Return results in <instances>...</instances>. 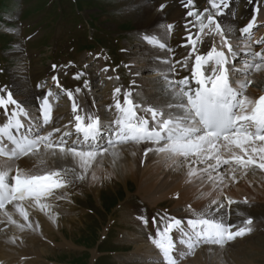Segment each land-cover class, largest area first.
Listing matches in <instances>:
<instances>
[{"label":"snow or ice","instance_id":"6c2138e0","mask_svg":"<svg viewBox=\"0 0 264 264\" xmlns=\"http://www.w3.org/2000/svg\"><path fill=\"white\" fill-rule=\"evenodd\" d=\"M184 6L189 9L187 17L193 19L184 24L187 35L178 46L190 47L191 51L175 62L171 59L164 61L172 75L178 70L188 72L180 79L164 76L166 90L175 103H168L165 107H144L133 101L132 91H125L121 102V87H116L114 103L106 109L110 113L114 110V117L102 121L95 112L82 114L73 92L67 91L73 101V119L61 129L53 126L50 91L40 101L39 117L30 118L27 123L21 117H28L29 112L13 98L12 92L0 95V108L5 112L10 105L14 106L6 123L0 124V157L5 158L4 164L0 165V215L7 224L15 225L21 231L26 228L34 230V222L29 218L30 208L55 222L59 214L54 211L55 203L50 201L67 199L66 189L73 181H84L89 173L93 181L98 180L94 166L101 164L106 155L115 161L119 157L120 145L144 144L145 155L147 152L165 154L175 166L187 168L188 182L211 181L213 190L219 189L221 195L229 183L238 181V174L244 176L249 170L257 169L264 171V95L253 99L247 94L252 83L247 77L264 72V48L254 51L250 46L253 42L264 44V40L252 41L253 29L258 25L256 14H261L260 23L264 24V0H257L250 21L237 29L222 26L217 19L224 15L229 0H208L203 11L195 8L194 0H186ZM165 7L166 4L161 3L158 11L162 12ZM160 27L164 42L150 35H145L144 39L171 54L173 50L166 41L175 25L169 23ZM192 28L197 30L195 34ZM205 37L213 42L206 44ZM240 38L249 41L243 48ZM200 46L209 50L201 53ZM241 51H247L251 58L243 59L242 66L237 67ZM81 75L83 73L75 78L79 79ZM240 76L245 78L238 79ZM87 83L85 81V87ZM4 91L0 89V92ZM79 91L77 88L76 92ZM60 119L57 117L56 121ZM48 127L52 130L46 131ZM22 157L36 158L37 166H43L41 171L33 173L16 167L13 174L7 161ZM57 159L71 160L74 167H48ZM206 196H211V192H201L198 199ZM248 203L247 198L236 201L227 197L225 200L212 198L199 211L188 205L187 211L192 218L186 222L165 213L159 217L161 226L156 229L152 243L160 250L166 264H180L200 245L223 247L250 233L253 220L248 217L241 222L242 226L237 227L229 223V212L222 213L221 209H225L226 204L230 209L233 204ZM16 215L24 222L14 218ZM237 215L243 216L244 213L238 212ZM141 219L148 223L143 217ZM155 221L156 217H153ZM174 231L179 234L177 241L173 239ZM12 241L15 243V237ZM177 243L186 246L187 252L178 250Z\"/></svg>","mask_w":264,"mask_h":264},{"label":"rangeland","instance_id":"374dc122","mask_svg":"<svg viewBox=\"0 0 264 264\" xmlns=\"http://www.w3.org/2000/svg\"><path fill=\"white\" fill-rule=\"evenodd\" d=\"M128 1L129 0H22L21 5L12 8L10 2L9 6L8 3L3 0L5 4L4 6H0V11H2L0 12V16L3 19L0 23V39L4 44L0 45V51L3 52L2 54L4 56L0 55V66H4L6 59H8L7 61L10 62L9 68L7 69L8 75L11 74L12 69L15 67L14 71L17 73H15L13 77L16 74L25 75L26 73H32V75H38V79L40 80V74L44 75L46 69L53 63V61H51L52 58L58 62L59 66L67 62L69 68L73 66L79 68V71H68V69H66L65 72H63L67 87H70L71 75L74 73L75 77L77 74L83 73V75L77 79L78 81H87L89 75L88 71L91 65H85L87 66L85 69L84 64L86 63L84 60L87 56H90L89 50H101V45L95 49H82V51L74 53V60H69L67 57L60 58V56L68 55L69 53L63 46L76 37L77 41L71 44L68 43L66 48L71 46L72 49L78 51L81 48L91 47L95 42L89 35L94 34L95 31L101 32L97 34L98 37L95 40L97 44L100 42L103 43V41L109 42L107 37L104 38V33H106L107 28L111 36L121 37H118V39H111L110 50L107 47L104 49L109 53L110 60L114 58L111 53L112 51L117 54V56H115V62L123 66V75L125 78H128L130 71L126 68L124 61H121V59L123 58V50L126 47L125 41L128 40L134 43V33L136 28L138 29V24L135 18L129 19V17H125V14L127 12L137 11V9H139L138 7H140L129 9V7L126 6V2ZM173 1L176 2L177 0ZM247 1L248 0H246V2ZM252 1L255 2V0ZM185 2L186 0H183V2L179 4L184 7L183 4H185ZM207 2L208 0H196L195 8L201 9ZM245 3L242 9L245 7ZM143 4L144 3H141L140 5L143 6ZM19 15L20 20H22L21 23L17 21ZM228 16L232 17L230 14ZM125 18L129 21L125 22ZM167 18L168 21H170L168 16ZM32 25L33 28H31ZM16 31H24L23 36L20 34L16 35ZM30 32L33 34L27 36ZM2 34H6L8 39L5 38V36H1ZM60 36L62 37L59 38ZM115 39L117 40L116 42ZM22 41L28 44L30 67H37L40 72H37L34 67L30 70L25 57L21 53V48L20 50L17 49V45H19V43L21 44ZM166 42L169 44L168 41ZM127 44L129 45L130 43ZM45 45H50V48ZM120 46H123L119 51L121 56L118 55L117 51ZM134 46L137 47L134 51L136 54L143 53L137 41ZM130 49L132 50L131 47ZM126 51L127 49H125V52ZM52 53H54L53 56ZM145 55L147 54L145 53ZM16 56L18 57L17 60ZM131 67L132 66H129L132 73ZM17 68H20V70L18 71ZM154 68L153 66H144L143 69L145 72H150L153 71ZM5 73L6 72H4V74ZM17 76L14 77V80ZM131 77L128 82L123 83L128 84ZM151 79L153 80L155 78ZM151 79L144 80L147 82L145 90H148L152 95L145 96L144 94L140 104L144 107L149 105L152 107H160L162 105V100L156 97V90L152 87L153 82ZM119 81L121 83V79ZM149 81H151V83ZM134 82L135 83L131 84L129 88L133 91V99L136 101L140 96L137 87L142 85V81L134 80ZM7 84L10 83L6 80L0 85V88L6 89ZM3 85L6 86L2 87ZM29 87L32 88L33 84L30 83ZM128 90L130 89L125 88L123 91L125 92ZM107 91L108 90H106V92ZM101 93L103 92L101 91ZM101 93H97V100H99V102H105L108 94L102 96L103 94L101 95ZM83 101L90 102L92 112L97 114L98 112L95 111L94 106H100L101 108V105L104 103L94 105L90 96H86ZM60 110L62 111L61 113L64 114V110ZM53 111L56 112L58 110ZM103 112L106 118L107 111L103 110ZM60 122H63L64 125L68 123L67 116L65 120L61 119ZM56 127H61V125L58 124ZM121 149L122 148H118V152H120ZM121 155L124 156L123 154ZM144 155L145 150L143 154H138V158L128 159L130 163L127 162V160H122L120 164L118 163L116 165L117 169L115 171L112 169L109 172V177H106V172L107 169L109 170L114 160L110 155H106L101 164L94 166L95 173L99 171L96 175L97 177H101V181L98 179L92 182L91 173H89L88 178L84 181H73L66 189L68 193L67 199L50 201L55 203L56 207L54 211L59 214L55 223L49 221V216L30 208L29 218L34 222V230L26 228L21 231L15 225L8 224L7 230L0 231V264H166L164 259L160 258V250L154 247L155 245L152 243V237L156 235L153 217H157L155 222L159 227L161 226L159 217L163 216L165 213L171 217H179L186 222L187 219L192 218L191 213L187 211L188 205H191L192 208L194 207L193 209L199 211L210 199L215 198L214 195H217L218 192L215 193L217 189L213 190V187L210 186L212 185L211 181H206L204 183L197 182L198 180L192 181L193 183L190 182V185L194 187L193 189L189 185V182L180 186V180L172 181L167 190L161 188V183L154 185V182H152L153 185L148 186L145 181H147L146 179L148 178L147 175L150 173V169L157 167L158 169H162V172H165V165L169 164L172 169L175 165L173 162L169 161L170 159H168L167 156L160 153L148 154L147 152L148 156L146 155V159L143 160ZM156 156H161L160 159L163 161H157L156 158H154ZM24 158L26 157L15 160V168L20 167L28 170L31 167L26 168L25 164H19ZM32 166L35 168H31L29 171L33 173L40 172L43 167L39 166V168H36L37 165ZM52 167H74V164L71 160L60 161L58 159L57 163L53 164ZM77 170L79 171V169ZM126 177L127 181H125ZM158 177H161L162 181L167 179L163 178V175H159ZM158 177L156 181L159 180ZM195 190H199L198 195V192ZM205 190L211 192V196H206L204 200L200 199L202 200L200 201L197 197H199L200 191L206 193ZM192 193H194V195ZM57 194L59 195L60 193L58 192ZM170 195L174 197L173 202L171 201L173 197ZM176 196L178 198L175 199ZM223 196L233 197V199L235 198L234 200L237 201H243L247 198L249 201L248 205L241 206V204H238L240 212H243L244 215L238 216L237 213L239 211H236L233 213L234 216L232 217L234 218L235 224V222H240L247 216H253L255 222L251 225L252 231L244 236H239L229 241L224 247L213 245L214 248H220L218 250L214 249L213 254L209 251L210 255L205 253V247H209L206 245L195 252V257H185L180 261V264H264V171L259 169L256 171L249 170L247 175L241 176L240 178L238 177L237 182L229 183L228 187L223 189V195L220 199H222ZM158 198L161 200L159 201L160 203L158 202ZM136 213H139V217L137 216L135 220L134 214ZM230 214L229 216L231 217ZM141 217L146 219L148 223H139V221L142 220ZM3 219V216L0 215V220ZM16 219L24 222L19 216H16ZM36 222H38V224ZM137 223L140 224L143 233H150L151 235L147 238L144 237L145 240L142 239V235L138 236L136 241L132 240L135 238L130 237L131 235L129 236V240L126 239L130 230L140 231ZM151 225H153V228ZM2 226L4 225L1 224V230L5 229V227ZM69 226L73 231L69 229ZM239 226H242V224L239 223ZM105 232L108 233V236L106 239H102ZM10 236L15 237V243L12 241L13 237L11 238ZM5 240H8L9 244H6ZM64 243H66V246L63 245ZM138 245L146 247H141L142 249L138 250L136 248ZM180 245L181 244L178 246L180 247ZM108 248L123 250L121 254L123 261L116 263V256L110 255L105 258L101 257L99 260V256L101 255L100 252ZM39 249L43 250V254H39ZM154 251H157L158 254L153 255L155 254ZM28 256L31 257L28 258ZM146 256H151L153 258L145 260L144 258ZM97 259L99 260L98 262L96 261Z\"/></svg>","mask_w":264,"mask_h":264},{"label":"bare ground","instance_id":"6f19581e","mask_svg":"<svg viewBox=\"0 0 264 264\" xmlns=\"http://www.w3.org/2000/svg\"><path fill=\"white\" fill-rule=\"evenodd\" d=\"M182 2H183V0H177L176 2H174L173 0H129L128 2H126L127 3L126 6H128L129 9H133L134 7L140 6V7H138L139 9H137V11L127 12L125 14V17H129V19L135 18L136 23L138 24V29H137L138 31L136 32V34H138L137 42H138L139 46L141 47V50L143 53L142 54H136L129 47L126 48L127 51L125 52L124 55L128 59L129 66H132L131 67L132 77H131V80L128 84L123 83L122 85L118 86L116 83V74H118V72L114 71V70L104 71V69H102L103 74L105 76V80H106V82L109 83V86H108V89H106V90H108L107 92L105 90L104 94L101 93V91H99V93H101V95L103 94L102 96L108 94L107 99L106 100L104 99L105 102L104 101L99 102V100H97L98 97H96V95H98L97 93L95 94L94 97H92L94 105H98V104H101L104 102L101 105L102 110H101L100 106H94L95 111L98 112L102 121H104L106 118L110 120L114 117V110L112 113L107 112L106 118L104 116L105 113L103 112V110H106L109 105H112L114 103V100H113L114 89L116 87H121V101L123 102V93H124L123 90L125 88H128V89H130L128 91H132L131 88H129V87L131 86V84H133L134 80L142 81V85L140 87H137V89L140 93V96L138 97V99H136V101L133 100L135 103L140 104L141 98L144 94H145V96H151L152 95L148 90H145V86H146L147 82L144 80V79H151V78H155V79H153V80L151 79V80L153 82L152 87H153V89L155 88V90H156V97L162 100V105L160 107H165L168 103H175V101L172 99L171 95L166 90V81L164 79V76L168 75L169 79H180V78H183L184 75H187L188 72H187V70H178L177 74L172 75L169 73L168 65L165 64L164 61L171 59L172 62H175V60L180 59L182 56L186 55L188 52L191 51L190 47L185 49V48L178 46L184 42L183 38L187 35V33L185 32V29H184V24L188 20L193 19V18L187 17L186 13H187L188 9L185 6L182 7V5L179 4ZM231 2H232V0H229V3H231ZM141 3H144L143 6L140 5ZM153 3H155V4H153ZM161 3L166 4V7L164 8V10L162 12L158 11L159 5ZM123 4H125V3H123ZM256 4H257V1L253 2L251 0V3H250L248 0L245 3V7L242 9L240 16L236 17L235 19L228 16L232 12V11H230V7H228L227 9H224V15L222 17L218 16L217 19L222 22V26L230 25L233 27V29L243 27L252 18L253 14H254V6ZM262 13H264L263 9H262ZM167 16L169 17L170 21H168ZM256 16H257V22H260L262 19L261 14H256ZM124 21L127 22L129 20L125 18ZM169 23L175 25L171 34L167 37V41L169 42L168 46L173 50L171 54L166 53L165 50H163V49H159V48L149 44L148 41L144 39L145 35H150V36H156L157 38H160L162 40V42H164L163 41V29L160 26L164 25V24H169ZM263 27H264V25H263ZM191 30L194 34L197 31L195 28H192ZM263 34H264V29H263ZM236 36L239 37L240 34L237 32ZM216 39L218 40V37ZM230 39H232V37H230ZM212 42H213L212 39L205 37V43L206 44L210 45ZM234 42H236V41H234ZM239 42L241 43V45L244 46L246 41H244L243 38H240ZM243 46H242V48H243ZM20 48H21V53L25 57L27 65H28V61H27L28 58L24 55L22 45H20L17 49L20 50ZM262 48H264V44L259 48L253 49V47H252V49L254 51H260ZM199 50L201 53H204L209 49L204 47V46H200ZM242 52H243V57H244L243 59H250L251 58L249 53H247V51H242ZM145 53L147 55H145ZM93 57H94V55H93ZM243 59H241L237 62V67L242 66L241 61ZM96 66H98V68L100 69L102 66V60H100ZM144 66H153L155 68L153 71L145 72L143 69ZM190 67H191V63H190ZM34 68L37 72H40L39 68H37V67H34ZM17 70L19 71L20 68H17ZM56 72H59L58 68L57 67L53 68V66H51L48 69H46L45 74L48 76L55 77L56 79H52V84L59 85L62 87L61 83H57V80L59 82V77L56 75ZM143 74H146V76H142ZM17 75L18 74H16L15 76H17ZM14 77H13V81H14L15 85H14L13 91H12L13 98L16 99L18 102H21L24 107H25V105L28 106V107H25V109L28 110L29 116L28 117H21V119L25 123H27L30 118L35 119V118H38L40 115L39 104H40V101L44 98V96L40 97V95L42 94L41 90H39V85H38L40 80L38 79V75H35V74L32 75V73H26L25 75H18L15 78V80H14ZM109 77H111V79ZM240 79H244V78H240ZM247 79L252 81V83H251L252 85L250 84L249 88L247 89V94L251 98L256 99L260 95H264V72L252 73L251 75H249L247 77ZM149 82L151 83V81H149ZM30 83L33 84L32 88L29 87ZM101 86H102V83H100V87ZM79 87H81V86L78 85L76 88H79ZM98 90H99V88H97V91ZM72 92H73V96H74L75 100L77 101V99L80 96V93L79 92L77 93L75 88H74V90L72 89ZM67 100H68V105H69V106H67V109H68V107H69V109L68 110L66 109L64 111V114L61 113L62 111L59 108H56V105L52 104L53 110L60 111V112H58V111L54 112L53 111V126L54 127H56L58 124H60L61 125L60 128L63 129L64 123L60 122V121H61V119L65 120L66 116H67V121H70L73 119V114H72V102L73 101L69 97ZM82 100H84V98ZM49 101L51 103L50 97H49ZM94 101H97V102L94 103ZM13 107L14 106L10 105L8 112H5L4 109L0 108V124L6 123L8 115L10 114L11 109ZM68 113L71 116H69ZM57 117L61 118L58 122L56 121ZM68 123H66L65 125H67ZM46 129H49L48 131L52 130L51 127H48ZM73 138H75V137H73ZM147 147H152V145H147ZM118 148H122L121 151L119 152L120 156L117 159H115L117 161L112 160L113 163L110 165L109 170L107 169V172H106L107 174L105 173L106 177H109V175H110L109 172L112 169L114 171L117 169L116 165L118 163L120 164L122 162V160H127V162H129L128 159L138 158V154H143L146 146L144 144H127V145H120V146H118ZM153 153L154 152H148V154H153ZM121 154H123L124 156H122ZM163 155L166 156L165 154H163ZM160 157L161 156H156L154 158H156L157 161L160 160L162 162L163 160H161ZM57 160L55 161V163H49L48 167H52L53 164H56ZM0 161H1L0 165H3L5 159L0 158ZM15 162H16L15 160L7 161V167L12 168L14 171ZM19 164L20 165L25 164L26 168L31 166L28 169V170H30L31 168H35L32 165H37V161H36V158H34V157H31V158L26 157ZM165 167H166L165 172L164 171L162 172V169H160V168L158 169L157 167H153L152 169H150V171H149L150 173L147 175L148 178L146 179L147 181H145V183L148 184V186L153 185L152 182H154V185L161 183L160 184L161 188H165V190H167V188L170 186L172 181L180 180V186L182 184H185L188 182L187 181V168L186 167L181 168V167L175 166L172 169V168H170L169 164L165 165ZM36 168H39V167L37 166ZM98 172L99 171H97L96 173H98ZM37 173H39V172H37ZM159 175L160 176L163 175V178H167V179L162 181L161 177L160 178L158 177ZM157 177L162 182L159 180L156 181ZM99 179H100L99 181H101V177H99ZM125 181H127V177L125 178ZM92 182H94V181L92 180ZM189 185H190V182H189ZM190 186L192 187V185H190ZM210 186H212V185H210ZM193 188L194 187H192V189ZM196 189H197V185H196ZM195 191H197V190H195ZM200 193H201V191H200ZM207 193H209V191ZM192 194L194 195V193H192ZM198 194H199V192L197 193V195ZM214 197L219 198L218 195H214ZM189 199H187V200H189ZM202 200H204V198ZM202 200H200V201H202ZM159 201H161V200L158 198V202ZM171 201L173 202L174 200L172 199ZM194 201H196V200H194ZM200 201H199V204H200ZM184 202H186V201H184ZM195 203H198V202H195ZM193 205H194V202H193ZM8 208L10 211L12 210L11 205H9ZM226 211H228L229 214L231 213L230 214L231 217L229 218V223L230 222L234 223V218L232 217V216H234L233 213L236 211L240 212V208H239L238 204L231 205L230 209L228 208L227 205H225V209H221V212L223 213ZM16 216H18V215H16ZM16 216H14V218H16ZM49 221L52 222L53 220L50 219ZM56 221H57V219H56ZM69 229L72 230L70 226H69ZM10 237L12 238L13 236H10ZM5 243L9 244L8 240H5ZM63 245H65V244H63ZM208 246L209 247H205V250H206L205 253L207 255H210L209 251H211V254H213L214 249L218 250L220 248V247L214 248L213 245L212 246L208 245ZM141 247L145 248L146 246H141V245L136 246V248L138 250L142 249ZM42 252H43V250H40L39 254H43ZM204 259H206V258H204Z\"/></svg>","mask_w":264,"mask_h":264}]
</instances>
